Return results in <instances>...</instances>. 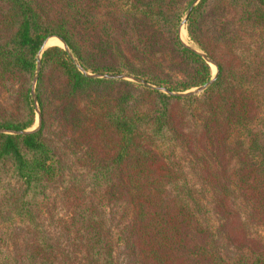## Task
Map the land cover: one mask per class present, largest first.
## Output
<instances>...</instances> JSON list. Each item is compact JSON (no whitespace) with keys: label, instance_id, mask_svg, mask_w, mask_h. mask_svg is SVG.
<instances>
[{"label":"trees","instance_id":"1","mask_svg":"<svg viewBox=\"0 0 264 264\" xmlns=\"http://www.w3.org/2000/svg\"><path fill=\"white\" fill-rule=\"evenodd\" d=\"M197 1L0 0V91L7 99L0 100V129L35 125L31 83L37 55L51 37L62 38L87 72L123 73L169 92L206 85L211 66L179 35ZM187 30L219 71L200 96L91 78L61 47L44 51L36 92L41 128L0 134V264L11 260L4 230L10 220L33 236L27 264H118L121 247L150 264H264V247L240 246L233 254L217 228L199 225L210 210L205 197L183 183L182 166L193 161L212 177V163L228 155L236 163L234 185L264 227V57L244 60L235 53L245 48L243 36L264 35V0H201ZM184 104L192 109V126L200 127L193 137L183 131ZM214 183L220 185L217 178ZM50 187L69 205L63 227L69 257L54 251L39 224ZM220 188L222 194L211 196L215 213L230 222V238L247 243L231 195ZM114 209L122 228L108 225ZM194 229L202 237L190 242Z\"/></svg>","mask_w":264,"mask_h":264},{"label":"rangeland","instance_id":"2","mask_svg":"<svg viewBox=\"0 0 264 264\" xmlns=\"http://www.w3.org/2000/svg\"><path fill=\"white\" fill-rule=\"evenodd\" d=\"M200 1L196 2L195 7L199 4ZM188 11L184 14L182 21L179 25L180 39H181L180 28H181L183 20L187 16ZM188 21H189V17L187 19V23L183 26V31H186L187 33V40L184 43L187 44L189 47L206 54L189 37L188 30H187ZM259 35L260 33L257 32L253 34L252 36H247V37L243 36L244 39L243 38L241 39H243L242 45H244L245 48H243V46L239 47L236 49L235 53L244 60H255L257 55H260V57H264V35H261V36ZM50 41H48L47 43L48 48L53 47V46H59L62 49H64L63 44L61 42L52 43ZM181 41L183 42L182 39ZM244 49H249L250 51L248 53H245ZM72 55L74 56L73 53ZM38 57H39V53L37 55V61H38ZM208 58L210 57L208 56ZM75 60L79 63L76 57H75ZM209 65L212 68V79H214L215 77L217 78L219 74V71H217L218 69L217 64L215 63V65H212V64H209ZM88 73L92 75H106V74H96V73H92L89 71ZM120 74H123V73H120ZM111 75H116V74H111ZM124 75H127V74H124ZM34 76H35V73L33 75L32 83H31V92H32V87H33ZM127 76H130V75H127ZM131 77H134V76H131ZM134 78H137V77H134ZM137 79H140L141 81L146 82L150 86H155L163 90H167L163 86H157L152 83H148L145 79H141V78H137ZM116 81H129L137 85L149 87L147 85L141 84L133 80H116ZM37 85L35 87V93L37 92ZM210 87L207 88L205 91H202L192 96H200L203 93H205L208 89H210ZM149 88L157 92L163 93L165 95L171 96L170 94L164 92L163 90L154 89L152 87H149ZM198 88L200 87L191 89L187 92L195 91ZM172 93L178 94L182 92H172ZM36 98H37V93H36ZM0 100L4 104H7V99L5 97V94L2 93L1 91H0ZM32 101L34 103L37 120H36L35 125L32 128L28 129V131H34L39 128V115L37 113V106L33 99V96H32ZM37 102H38V99H37ZM38 108L41 113L39 102H38ZM180 110L182 111L184 115L182 117L183 123L185 125L184 130H183L184 133L188 135L189 137H193L197 135L196 131H198L199 130L198 128L200 127L192 126V123H194V118L191 115L192 109L189 108V105L184 104L180 107ZM41 119H42V115H41ZM182 119H181V122H182ZM261 130L264 132V127H261ZM53 131L56 134L58 133V129L56 127L53 129ZM52 141L54 142L53 145H55L57 149H61V144L56 143V138L53 139ZM178 151H179V157L187 156V154L182 153L181 150H178ZM64 159L66 161L65 166L68 172H74L75 166L72 163V161L68 158H64ZM182 166H183V176H184L183 183H185L187 187L191 189V191L195 192V194H197L199 198H202V200H204L203 197H205L206 200H204V203L208 205V209L210 210L208 211L209 213L207 215L200 218L199 225L202 228L209 227V224L214 226L215 227L214 229L217 228V230L220 231L218 239L220 240L221 243L225 245V250L227 251L231 250L230 252L233 254H238L241 251L240 246H245L247 248L251 247V249L252 248L260 249L261 247H264V227L258 222V219L255 216L254 212L251 210L250 206H248L244 202V200L242 199V194L236 189L234 185L233 178H232V171L236 166V163L234 160L230 159L228 155H226L225 158L223 157L221 159L216 160L214 163H212L211 176L213 177V179L212 177H210L209 175L205 173V170H203L199 164L193 161H183ZM216 178L219 180V184L225 187V189H227L231 195L230 205H231V209H233V213L241 219V222L245 224L244 228L247 234V239H246L247 243L240 242L239 237H237L236 239L234 237L230 238V236L228 235V231L225 230L226 225H228V223L230 222L222 216L220 217L217 216L215 213V207L212 204L211 196L212 194H216V195L222 194L220 185H217L214 183V179ZM48 190H49V198L47 200H44L42 202L43 204L38 209V215L40 217L39 224L43 227L45 234L47 236L48 242L53 247L54 251L57 254L59 253L61 257L63 256L69 257L70 255V240L69 239L70 238L67 232L65 231V229L63 228L65 226V222L69 214V205L65 202V198L56 188L50 187ZM118 214H119V210L114 209L112 211L110 210L108 211L106 219L110 227L116 228L119 226L120 228H122V226H120L121 223H120V218ZM231 219L233 220V218ZM5 225L6 226H4V230L8 238V242H9L8 254L11 258L10 264H27L25 255L27 253V248L29 247V245H31L33 236L30 234V231L26 227V225H23L16 220H10ZM115 232H117V230H115ZM201 237L202 235H199L195 229L189 231L188 233V239L190 242H197ZM115 258L118 264H150L144 261L142 262L139 258H137L134 255H130L129 250L124 249V247H121L117 251Z\"/></svg>","mask_w":264,"mask_h":264},{"label":"water","instance_id":"3","mask_svg":"<svg viewBox=\"0 0 264 264\" xmlns=\"http://www.w3.org/2000/svg\"><path fill=\"white\" fill-rule=\"evenodd\" d=\"M198 1H200V0H198ZM195 5H196V3L192 7H190V9H189V11L187 13V16L183 20L182 25H181V28H180V34H181L182 29H183V26L187 23L188 17L190 16V14L192 13L193 9L195 8ZM52 38H57L58 40H60L62 42L63 48L65 49V51L70 55V57L74 61L75 65L78 67V69L80 70V72L82 74H84L85 76H88V77H91V78H95V79H102V80H133V81L139 82L141 84L147 85L149 87H152L154 89L163 90V89L158 88V87H155V86H150L146 82L141 81L140 79H137V78H134V77H131V76H127V75H124V74H119V75H117V74L116 75H111V74H106V75H92V74H89L75 60V57L72 55L71 50L69 49V47L67 46L66 42L62 38H60V37H51L49 39H52ZM47 42L48 41L45 42V44L43 45L41 51L39 52V57H38V61H37L35 76H34V80H33V87H32V96H33V99H34V101L36 103L37 113L39 115V128L37 130H39L41 128V120L42 119H41L40 110L38 108V102H37V98H36L35 87H36V85L38 83L39 75H40V72H41V69H42V55H43L44 51L48 48ZM183 44L187 48H189L190 50H192V51L198 53L199 55H201L207 61V63L212 64V65H215V63L210 58H208V56L206 54H204V53H202V52H200V51H198L196 49H193V48L189 47L184 42H183ZM217 71H218V69H217ZM215 79H216V77L214 79H212L209 83H207L203 87H200V88L196 89L195 91H190V92H185V93H178V94L169 92L168 90H163V91L166 92V93H168V94H170L171 96H179V97L192 96V95H195V94L200 93L202 91H205L207 88H209L215 82ZM34 131H36V130H34ZM31 132H33V131H28V130H26V131H7L5 129H0V134H8V135H25V134H28V133H31Z\"/></svg>","mask_w":264,"mask_h":264},{"label":"bare ground","instance_id":"4","mask_svg":"<svg viewBox=\"0 0 264 264\" xmlns=\"http://www.w3.org/2000/svg\"><path fill=\"white\" fill-rule=\"evenodd\" d=\"M182 31H183V29H182ZM182 31H181V39L183 40V42H185V41L187 40V33H186V31H183V32H182ZM50 40H51V39H50ZM50 40H49V41H50ZM50 42L53 43V42H61V41L58 40L57 38H52V40H51ZM50 42H49V43H50ZM47 43H48V42H47ZM61 43H62V42H61Z\"/></svg>","mask_w":264,"mask_h":264}]
</instances>
